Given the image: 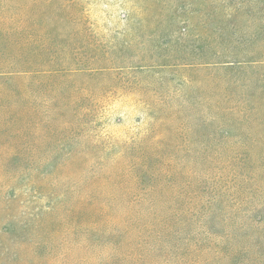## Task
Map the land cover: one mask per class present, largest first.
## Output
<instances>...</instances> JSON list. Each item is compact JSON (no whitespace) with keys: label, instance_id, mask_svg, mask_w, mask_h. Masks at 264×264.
<instances>
[{"label":"rangeland","instance_id":"1","mask_svg":"<svg viewBox=\"0 0 264 264\" xmlns=\"http://www.w3.org/2000/svg\"><path fill=\"white\" fill-rule=\"evenodd\" d=\"M0 264H264V0H0Z\"/></svg>","mask_w":264,"mask_h":264}]
</instances>
